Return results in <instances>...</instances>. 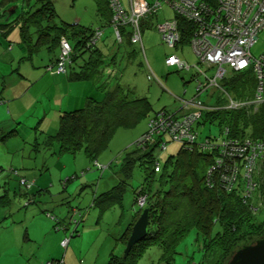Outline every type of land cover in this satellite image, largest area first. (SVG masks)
I'll return each mask as SVG.
<instances>
[{"label": "trees", "instance_id": "obj_1", "mask_svg": "<svg viewBox=\"0 0 264 264\" xmlns=\"http://www.w3.org/2000/svg\"><path fill=\"white\" fill-rule=\"evenodd\" d=\"M53 1L1 0L0 44L6 42L9 46L4 51L0 48V56L6 50L11 51V46L16 52L14 60L11 58L4 62L0 59V104L8 99L3 96L5 87L19 89L24 86L21 82L28 76L20 66L28 64L31 67V57H36L35 53L43 48L58 49L56 55L45 60L43 67L46 72L65 75L70 82L88 81L94 86V93L79 109L60 111L56 131L46 134L41 142L38 138L42 129L35 125L32 148L43 152L58 148L54 153H81L89 161H94L118 130L133 129L142 120H148L147 129L133 143V148L122 155V159L106 167L116 166L111 175L119 181L116 180L117 184L113 187L104 189L105 192L102 190L92 201V208L99 214L96 221L94 215L87 212V207H65L61 215H57L59 204H53V197L46 202L41 199L45 196L44 192L51 191L32 190L34 182H30L20 170L12 168L4 171L5 178L0 182V206L16 215H44L45 219L54 221L59 230L71 227L69 235L63 239L67 240L66 244L63 245L61 240L63 249L71 238L80 235V231H87L90 237L94 236L92 241H96L101 250L109 243L107 264H137L139 256L150 247L159 249L157 260L161 264H172L176 245L190 232L201 259L191 261L194 259L192 256L185 264H226L235 250L252 240L264 238V218L258 216L264 193V162L256 159L249 166L252 148L264 142V82L257 78L255 72L256 62L264 54L258 59L251 55L249 58L248 48V64L237 70L229 64L211 63L197 55L193 48L194 42L200 39L202 28L209 31L212 26L224 21L225 11L220 9L221 1L197 0L187 6L185 0H93L95 13L90 25H83L82 19H75L72 24L57 21ZM10 3L11 7L6 9ZM139 6H145L146 11L136 15ZM164 6L172 14L164 17L163 21L154 22ZM242 7L245 11V20L242 21L248 25L254 11L249 14V7L244 3ZM165 24L174 27L176 39L172 45H168L163 38L165 32L161 28ZM263 28L264 25L258 29L256 39ZM148 29H155L168 49L179 50L183 55L188 45L197 58V63L189 65L176 53H168L165 57L164 65L168 69L193 71L190 75L196 81L197 95L190 101L180 97L174 112L161 110L151 115L148 98L136 94L122 75L123 70L118 67L119 62L125 59L123 66L134 68L133 75L143 68L146 80H154L149 65H145L141 56L144 51L142 36ZM10 32L14 37L6 41ZM63 43L69 48L67 53L63 52ZM170 56L176 57L179 63L167 65L166 60ZM38 57L44 60L42 55ZM209 70L214 71L212 76L208 74ZM28 75L31 77L32 73L28 72ZM260 83L261 91L258 90ZM36 84L35 88L39 83ZM210 88L220 90L223 103H202L198 99L202 92ZM10 93L12 95V91ZM15 95L10 103L16 101V111L25 112L22 120L30 118L35 112L33 92L18 91ZM21 107H25L24 110L20 111ZM150 124L154 130L150 129ZM194 124H216L222 138L206 137L204 141L197 142L198 133ZM12 125L14 129L9 134L24 124L20 120ZM180 130L186 132L182 137H178ZM170 142L180 144V149L161 165V152ZM135 168L141 171L143 178L140 187L133 190V204L138 211L130 213L123 221L121 213L118 218L121 225L117 232L110 216H105L114 207L105 206L101 197L117 198L120 204ZM88 171H91L90 168ZM84 174L82 171L81 176ZM9 179H18L17 184L11 186ZM87 185L92 186H82ZM79 191L63 195L61 204L82 195ZM145 207L149 209L146 235L126 255L119 253L130 237L136 217L139 218ZM20 221L24 222V219ZM27 248L26 252L29 250L37 255L35 248ZM28 258L33 256L30 254ZM45 263L62 264V260Z\"/></svg>", "mask_w": 264, "mask_h": 264}, {"label": "rangeland", "instance_id": "obj_2", "mask_svg": "<svg viewBox=\"0 0 264 264\" xmlns=\"http://www.w3.org/2000/svg\"><path fill=\"white\" fill-rule=\"evenodd\" d=\"M15 1L17 2L18 0ZM53 2L54 9L57 14V21H61L62 23L66 24H72L75 19H82L81 23L83 25H90L92 23V18H94L95 13V3L93 2V0H54ZM11 5L12 4L10 3L8 6H6V9L10 8ZM171 14L172 13L168 11L167 7L164 6L162 10L157 13L158 20L156 19L154 22L163 21L165 20V15H168V17H170ZM144 33H146L147 35H152L154 33L156 34V36L154 35V39L150 41L149 48L144 46V55L143 53L141 54L145 65H149L154 80H152L151 82H148L146 80V70L143 68L140 72H137L135 75H133V72H135L134 68L123 66V64L126 62L125 59L121 58L124 61H120L118 67L123 70L121 71L122 75L128 80L127 82H130L136 94L139 96H146L148 98L151 106V115H154V113H157L161 110L174 112L175 109L178 108V101L180 97L187 99V101H190L194 96L197 95L195 91L196 81L190 75L193 71L177 72L175 69H168V67L164 65L165 57L168 53L173 52L187 61L189 65L197 63V58L194 56L188 45L185 46L183 55L179 50L168 49L160 41L159 34L155 31V29H148ZM47 50L48 49L43 48L40 51H37L35 55H42L44 57V60H47L48 58H52L53 55H56L58 52L57 48H52L48 51ZM104 53H107V49L104 50ZM262 54H264V28L261 30L258 38L250 48V55L254 59H258ZM106 59L107 58H104L105 61ZM111 68H113L112 65ZM200 68L205 69L201 65ZM213 72V70H209L208 74L212 76L214 74ZM200 80L202 81V79ZM91 87L94 88V86L92 85ZM93 90L91 91V93L93 92ZM86 93L87 89L84 92V97L87 96ZM198 99L201 100L202 103H210L209 101H213L212 104H214L215 102L220 104L221 102H224L220 90L216 88H210L209 90L202 92L198 96ZM84 103H81L79 107H82ZM38 107L43 111V108L41 106ZM24 108L25 107H21L20 111L24 110ZM26 114H28V112ZM147 121L148 120H142L133 129L118 130L110 140L108 146L97 155L94 161H89L81 153L76 155H61L57 152L54 153V151L58 148L46 149L44 150V152L35 151L34 149H32L30 151L31 156L29 157L31 161L29 162L31 163L32 171H36V173L38 174V183H33L32 190L38 188L45 190L50 189L51 192H44L45 196L43 195L41 199L46 202L50 201V198L52 200L53 197V199L55 200V203L53 204L57 203V206L59 204L56 211L57 215H61V212H63V209L65 207L72 206L78 207V209H85L87 207V212L89 214H93L94 220L96 221V218H98L99 214L96 209L92 208V205H94L92 201L97 195L105 192L106 190L104 189H107L108 187L111 188L116 185V180L119 181V179H116V176L111 175V173H113L112 170L116 169V166L108 168L106 167L108 165H114V163L118 159H122V155H124L125 152L133 148V143L138 140V138L146 131ZM194 127L196 128V131L198 133L197 142L204 141L206 137L216 139L218 138V140L222 138L220 130L216 124H194ZM37 134L40 135L39 132ZM179 149L180 144L173 142L167 143L166 150L161 152L160 155L161 165L165 162L166 158H168L170 155L176 154ZM4 150L6 151L7 149H0V160L5 162H0V166H2L0 178L3 176V174H5L4 171L10 170V167L12 166V169H19L20 171H22V168H19V165H21L20 162L19 164H17L21 155L19 154V156L15 157V160L13 161L7 160ZM12 152L15 151L13 150ZM1 153H3L2 156ZM13 155V153L10 154V156ZM29 158L26 157L25 161H28ZM36 159L37 164L34 165ZM8 162L11 163V166L10 164H6ZM89 168L91 171H88ZM85 169H87V171H85ZM82 171L85 172L83 176H81ZM30 173V171L24 170L23 176H25V174L29 175ZM74 175H76V177ZM132 175V179L126 186V190L120 204L117 198L110 199L108 196L101 197L104 201L105 206L111 205L112 207H114L110 211V213L106 212L105 216H110L111 221L115 223L114 228L117 232L119 226L121 225L118 219L120 214L123 213V221L124 218L129 217L130 213L135 214V212L138 211V207L133 204V190H135L137 187H140L143 178L141 171L138 168H135L133 170ZM17 181L18 179H12L11 184H17ZM29 181L33 182L31 180ZM85 184H92V186H82ZM79 190L82 192V195H77V197H75V199H72V201L69 203L63 205L61 204L63 195H65L66 193L74 194L75 191ZM49 204L52 205V203ZM261 204L262 207H260L258 216L262 219L264 218V193L261 199ZM130 209L131 212H128ZM136 219H138V216L136 217ZM93 239L94 236H91L90 240ZM192 240H194V236L193 233L190 232L187 237H185L176 245L172 264H185L186 261L191 260L192 256H194V259L191 261L198 262L201 259V254L197 251L196 244H194ZM93 245L94 247L96 246V241H94ZM104 246L105 244L103 245V247ZM124 248L125 245L119 251V253H123ZM106 251L107 248H104L103 250L100 249V252H102L100 254L106 258L105 264H107L108 262V254L105 253ZM157 256L159 257V249L156 247H150L149 249L143 251V254L139 256L137 264H161L157 260ZM101 263L102 262H99V264Z\"/></svg>", "mask_w": 264, "mask_h": 264}, {"label": "crops", "instance_id": "obj_3", "mask_svg": "<svg viewBox=\"0 0 264 264\" xmlns=\"http://www.w3.org/2000/svg\"><path fill=\"white\" fill-rule=\"evenodd\" d=\"M165 16L168 17L167 15ZM154 35L155 34H143V48L144 46L149 48L150 41L156 36ZM12 36L10 32L6 41L11 39ZM7 44L8 43L3 42V44H0V48L4 51V48H8L9 46ZM10 48L11 51L6 50L4 55L2 54L0 56V59L4 62L11 60V58L14 60L16 51H14L13 46ZM31 59V67H29L28 64L27 66L19 65L24 68V73L28 76L27 80H23V83L21 82V85L24 86L19 89H14L9 86L5 87L6 90L3 96L8 99L6 103L0 104V149H7L6 151L4 150L7 160L13 161L15 157H18L20 154L21 156L17 162V164H19V162L21 164L19 165V168H22L20 172L23 173L24 170L30 171L31 173L29 175L25 174V177L37 184L38 174L36 171H32V166L29 162L31 161L29 158L31 156L30 151L33 149V143H35L33 142L35 141V137L32 130H34L36 126L42 129V133L38 138V141L41 142L46 134H52L56 131L60 111L80 108L79 105L84 103L86 98L92 95L91 91L93 88L88 81L70 82L65 75H58L49 71L46 72L43 67L46 62L45 60H41L42 58L38 56L34 58L31 57ZM21 70H19V72ZM28 72L32 73L31 77L28 75ZM36 83H39V85L35 88L37 85ZM8 88L12 90H8ZM86 89L87 96L84 97ZM11 91L12 95L10 93ZM18 91L33 92V106L35 112L30 118L24 119L25 112L19 113L16 111V101L10 103ZM38 106H41L43 111ZM41 113H43V115H40ZM23 116L24 118L22 120L21 118ZM20 120L24 125L19 126L17 131L13 134H9V131L14 129L12 123ZM13 150L15 152H12ZM11 153L14 155L10 156ZM2 155L3 153H1V156ZM26 157L29 158L28 161H25ZM0 162L4 161L0 160ZM6 164H10L11 166L10 162ZM36 164L37 159L34 165ZM1 168L2 166H0V169ZM2 179H4V176L0 178V182ZM11 181L12 179H9L10 185L14 186V184H11ZM40 189L41 188L35 190ZM43 216H32L30 213H25L24 216H22V214L16 215L13 214L12 210L7 211L0 206V264H46L45 262L47 261L53 263L59 259L62 260V264H80L79 261H82V264H92V262H96V264L102 262L105 264L106 258L100 254L102 252H100L101 248L99 246L94 247V242L90 240V233L87 234V231H80V235L71 238L67 247L63 249L61 240L69 235L71 227L66 230H59V226L55 225L53 223L54 221L45 219V216ZM22 218L24 222L20 221ZM28 246H31L32 249H36V256L34 253L29 252V250L26 252ZM108 247L109 243L107 244V251L105 252L108 254L107 258H109ZM30 254L33 256L31 259L28 258Z\"/></svg>", "mask_w": 264, "mask_h": 264}, {"label": "built area", "instance_id": "obj_4", "mask_svg": "<svg viewBox=\"0 0 264 264\" xmlns=\"http://www.w3.org/2000/svg\"><path fill=\"white\" fill-rule=\"evenodd\" d=\"M185 1L187 2L186 5L189 6L197 0ZM220 1L222 3L220 9L225 11L224 21L215 24L209 31H205L204 28H202L199 32L200 39L194 42L193 48H195V53L197 55L211 63L229 64L231 67L240 70L247 66L249 61L247 49H250L251 45L255 42L258 29L264 25V0ZM243 3L249 7V14L254 11L248 25H244L242 21L245 20L243 18L245 11H242ZM140 6L139 13L135 11L136 15L146 11L145 6ZM161 30L165 32L163 33V38L167 44L172 45L173 41L176 39V35L173 33L174 27L165 24V26H162ZM136 39L137 37L134 38V40ZM209 39L215 40V42L211 43ZM62 48L64 53L69 51L65 43H63ZM166 63L167 65H174L179 62L176 57L170 56L167 58ZM59 70L62 72L61 68ZM255 72L257 73V78L264 82V56L256 62ZM261 86L262 84L260 83L259 91L262 89ZM258 97L259 96H257V98ZM150 126L151 124L149 127ZM150 129L154 130L151 127ZM185 134V131L180 130L178 137H182ZM256 159H260L261 162H264V142L258 143L252 148L249 155V166H251ZM66 242L67 240H63L62 244L65 245Z\"/></svg>", "mask_w": 264, "mask_h": 264}, {"label": "water", "instance_id": "obj_5", "mask_svg": "<svg viewBox=\"0 0 264 264\" xmlns=\"http://www.w3.org/2000/svg\"><path fill=\"white\" fill-rule=\"evenodd\" d=\"M149 209L145 207L130 233L124 248V255L147 233ZM226 264H264V238L252 240L249 244L235 250Z\"/></svg>", "mask_w": 264, "mask_h": 264}]
</instances>
